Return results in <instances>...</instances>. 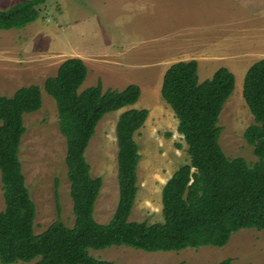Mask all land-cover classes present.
Returning a JSON list of instances; mask_svg holds the SVG:
<instances>
[{
	"label": "rangeland",
	"instance_id": "obj_1",
	"mask_svg": "<svg viewBox=\"0 0 264 264\" xmlns=\"http://www.w3.org/2000/svg\"><path fill=\"white\" fill-rule=\"evenodd\" d=\"M24 1L0 0V10ZM71 58L82 59L89 70L81 90L101 81L105 90L122 92L138 85L142 91L135 106L104 117L86 152L92 176L104 182L95 208L100 224L111 222L119 204L116 129L129 109L150 111L135 137L142 160L130 221L164 222L163 189L190 163L178 119L162 97L165 74L176 63L197 61L201 83L221 68L235 75L236 89L220 116V143L228 158H243L251 166L258 162L245 138L255 118L243 90L249 69L264 60V0H49L40 8L37 22L0 31V96L10 97L33 85L43 89L42 109L25 116L27 132L20 149L26 184L37 207V235L58 220L69 227L75 223L67 140L60 132L56 101L44 90L47 79ZM5 208L0 170V212ZM90 254L114 264H220L227 259L232 264H264V231L242 230L223 248L149 253L111 247Z\"/></svg>",
	"mask_w": 264,
	"mask_h": 264
},
{
	"label": "trees",
	"instance_id": "obj_2",
	"mask_svg": "<svg viewBox=\"0 0 264 264\" xmlns=\"http://www.w3.org/2000/svg\"><path fill=\"white\" fill-rule=\"evenodd\" d=\"M49 0H27L0 10V31L21 30L40 19ZM88 67L80 58L66 60L44 90L57 104L59 128L67 140L66 164L75 223L61 220L37 235V207L26 184L20 159L25 116L43 107V89L24 87L13 96H0V170L6 208L0 212L1 264H114L91 256V250L127 247L144 252H181L202 247L223 248L242 230L264 231V60L248 71L243 96L255 118L245 138L258 162L228 158L221 146L220 116L236 89V77L219 69L203 83L195 60L174 64L166 72L163 100L178 119V132L190 163L182 166L163 189L164 222H131L139 193L142 160L136 135L150 116L147 109H129L119 118L118 180L120 199L108 224L95 218L103 179L92 176L86 152L107 114L135 106L142 91L97 86L81 90ZM60 210V209H59ZM184 264V263H181ZM220 264H232L231 259Z\"/></svg>",
	"mask_w": 264,
	"mask_h": 264
}]
</instances>
